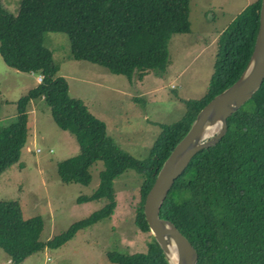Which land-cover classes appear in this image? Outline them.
Here are the masks:
<instances>
[{
	"label": "trees",
	"instance_id": "obj_1",
	"mask_svg": "<svg viewBox=\"0 0 264 264\" xmlns=\"http://www.w3.org/2000/svg\"><path fill=\"white\" fill-rule=\"evenodd\" d=\"M260 0L245 5L215 40L212 71L204 94L183 101L177 121L161 130L145 158L119 147L103 121L78 98L69 96L68 83L56 73L46 31L68 36L70 53L106 67L129 81L146 70L163 73L172 34L189 30L188 0H18L8 11L0 0V56L17 71L41 77L14 102L13 121L0 126V173L18 161L27 135V104L41 99L55 124L73 134L77 153L56 162L64 183L88 185L90 168L103 161L97 187L77 202L106 199L88 216L45 240L38 215L23 218L16 201L0 200V248L7 264L46 247H57L75 233L109 217L115 207L112 182L127 169L141 176L140 199L133 223L150 232L143 214L144 198L176 142L197 111L242 73L258 24ZM226 129L212 146L195 152L164 199L159 215L172 221L197 254L196 264H264V78L254 93L225 119ZM110 264H168L150 233L146 249L105 251Z\"/></svg>",
	"mask_w": 264,
	"mask_h": 264
},
{
	"label": "rangeland",
	"instance_id": "obj_2",
	"mask_svg": "<svg viewBox=\"0 0 264 264\" xmlns=\"http://www.w3.org/2000/svg\"><path fill=\"white\" fill-rule=\"evenodd\" d=\"M253 0H188L189 30L174 33L168 41V61L163 73L146 70L141 79L128 80L106 67L75 59L65 32L46 31L44 44L51 51L56 73L68 83V94L80 99L98 119L107 134L133 157L145 158L161 130L181 118L183 101L200 98L212 71L215 40L224 26ZM10 12L18 0H1ZM36 74L7 66L0 56V126L13 121L14 102L35 85ZM27 135L18 161L0 173V200L16 201L23 218L40 216L45 240L65 231L102 207L106 199L77 202L98 185L103 161L92 167L88 185L64 183L56 162L78 152L76 138L60 129L41 99L27 104ZM141 176L132 169L112 182L115 207L109 217L79 230L57 247H44L18 264H110L105 251L146 249L150 232L137 229L133 208L140 199ZM8 257L0 248V264Z\"/></svg>",
	"mask_w": 264,
	"mask_h": 264
},
{
	"label": "water",
	"instance_id": "obj_3",
	"mask_svg": "<svg viewBox=\"0 0 264 264\" xmlns=\"http://www.w3.org/2000/svg\"><path fill=\"white\" fill-rule=\"evenodd\" d=\"M264 78V0L258 8V24L247 63L241 75L216 93L195 114L187 131L163 161L143 202L149 231L163 250L168 264H196L197 254L189 240L171 220L159 212L174 179L191 156L214 145L224 134L225 119L254 93Z\"/></svg>",
	"mask_w": 264,
	"mask_h": 264
},
{
	"label": "built area",
	"instance_id": "obj_4",
	"mask_svg": "<svg viewBox=\"0 0 264 264\" xmlns=\"http://www.w3.org/2000/svg\"><path fill=\"white\" fill-rule=\"evenodd\" d=\"M35 79H36V81H41V77L40 76H37Z\"/></svg>",
	"mask_w": 264,
	"mask_h": 264
}]
</instances>
